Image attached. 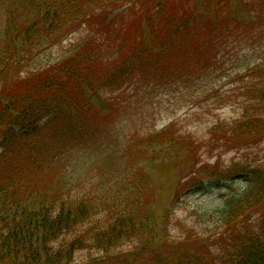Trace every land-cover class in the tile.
Wrapping results in <instances>:
<instances>
[{
	"label": "trees",
	"instance_id": "trees-1",
	"mask_svg": "<svg viewBox=\"0 0 264 264\" xmlns=\"http://www.w3.org/2000/svg\"><path fill=\"white\" fill-rule=\"evenodd\" d=\"M108 1L128 3L118 28L112 22L100 29L107 14L94 5L104 9L106 0H0V264H130L129 251L119 248L153 240V264H168L173 255L155 246L166 243L175 206L168 193L189 194L205 182L183 178L195 154L190 141L181 143L182 159L167 137L155 143L136 134L129 141L122 101L163 80L168 69L182 79L178 61L186 53L205 55L217 71L219 63L235 64L264 46V0ZM81 28L87 35L72 56L28 71L42 45ZM247 60L241 76L256 78L258 86L240 93L245 102L231 129L238 125V137L211 140L228 149L264 136V60ZM157 65L161 71L153 72ZM217 124L215 132L223 126ZM115 133L126 140L123 161L137 157L150 166L156 161L149 154L175 165L172 177L149 167L151 187L124 210L107 196L103 158L88 164L82 157L78 167L75 159L92 139ZM236 178L242 187L217 209L197 211L198 219L218 223L210 244L197 241L190 256L171 264H264V164L234 165L223 179Z\"/></svg>",
	"mask_w": 264,
	"mask_h": 264
},
{
	"label": "rangeland",
	"instance_id": "rangeland-1",
	"mask_svg": "<svg viewBox=\"0 0 264 264\" xmlns=\"http://www.w3.org/2000/svg\"><path fill=\"white\" fill-rule=\"evenodd\" d=\"M114 5L106 0V7L103 9L104 3H97L94 8L99 13L107 14V19L100 22V29H107L114 22V28H118L120 24L126 22L121 19L125 5ZM85 37V32L81 28L78 32L58 37L53 43L44 45L39 50V56L31 64L29 69L36 68L37 65H47L56 60L65 59L75 53V50L81 45ZM258 49V48H256ZM259 56L264 60V46L255 53H250L247 58L238 60L235 64L224 63L216 71L213 68V75L203 83H200L197 89H174L176 87L165 88L163 86L151 87L149 91L135 93L130 97L128 105L130 107V118L127 123V131L129 134H139L142 139H153L158 143L159 139L167 137L175 143V151L177 157L182 159L183 153L180 151L181 143L190 141L194 145V158L191 167L186 171L184 180L196 178L200 181L208 179L224 178L233 169L234 165L244 168L264 164V136L261 140L250 143L246 142L241 147L228 149L222 147L225 140L233 143L231 139H237L234 136L238 125L234 130V121L239 115L242 107L239 104L245 102L240 95V91L247 87L258 86L256 78H242V73L249 67L247 59ZM208 58V57H207ZM232 81V83H231ZM235 82V83H233ZM160 87V88H159ZM223 121L220 130L215 132L212 126L217 121ZM173 126L168 134L160 133L158 130ZM212 137H223V142L212 144ZM116 136L112 137V143L116 140ZM110 141V140H109ZM148 159H154L150 166H144L145 172H150V168L154 172L163 175L174 172V163L159 161L152 155H147ZM138 165L143 164L141 160H137ZM159 162V163H158ZM187 161H180V165H185ZM189 162V161H188ZM121 174L116 177L115 182L118 184L115 191H111V198L117 197L123 191L124 178L126 172L121 166ZM181 178V177H180ZM183 178L180 180L182 182ZM211 182V181H206ZM135 185H144L142 182H134ZM232 188H241L242 183L239 181L225 182ZM213 188L207 193H197L195 195L180 198L176 208L172 211V216L166 221V243L157 242L155 246L162 254L173 258L167 263L171 264L176 257L181 255L190 256L192 250L197 247V241H203L210 244L211 239H207L209 235L216 230L217 225L208 219L197 218V211L201 209L214 210L220 205V195L228 191V186L218 188L215 184H210ZM158 186V185H157ZM153 201V200H150ZM156 201V200H155ZM158 201V199H157ZM156 201V202H157ZM134 202V201H133ZM159 213L155 210V214ZM256 218V217H255ZM219 230H221L219 228ZM188 233V234H187ZM153 243L149 242L133 251L128 244H125L121 252L129 251L126 259L130 264H138L145 255L147 261L141 264H153L152 260L156 257V253L151 251ZM186 247H189L187 250ZM214 254L219 252L216 246L209 248Z\"/></svg>",
	"mask_w": 264,
	"mask_h": 264
}]
</instances>
